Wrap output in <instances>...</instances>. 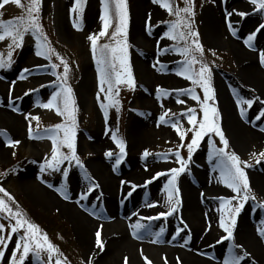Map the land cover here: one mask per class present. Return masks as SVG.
Masks as SVG:
<instances>
[{"label": "rangeland", "instance_id": "obj_1", "mask_svg": "<svg viewBox=\"0 0 264 264\" xmlns=\"http://www.w3.org/2000/svg\"><path fill=\"white\" fill-rule=\"evenodd\" d=\"M27 3L28 0H22V4L26 5ZM176 4L180 7L184 6L183 0H176ZM194 4L196 11L195 29L198 30L200 42L204 47L203 59L212 68V85L216 90L215 104L219 109V123L229 140L228 151H234L240 156L241 160L252 164V167L247 168L246 172L252 188V195L256 197L255 200L250 199L245 204L244 209L237 218L234 241L226 240L219 244L216 242L225 233L218 223L220 216L218 198L232 197L235 193L227 188V193L222 196L204 199L208 205H213L214 209L211 217H205L206 221L201 218L202 216L199 218L197 230L201 231V235L207 237L196 252L207 260L205 263L201 262L202 264H208V262L210 264H222L224 256L230 255L235 250L232 247L234 243L243 245L238 242L236 236L240 227L246 225L250 230H257L264 226L261 223L264 221V207H261V204H264V188L259 181V179L264 180V161L256 164L255 158L252 157L253 153L258 156L261 151H264V142L256 143L249 140L248 143L244 142L242 146L237 147L231 139L230 127L228 126L229 113L224 106L225 96L228 95L234 98L232 109L235 114L233 116H236L238 120L237 122L251 133L264 136V131H261V128H264V118L261 120L255 119L258 112L264 110V104L257 101L251 108H247L246 104L242 105L247 109L245 117H241L240 108L237 105V96L243 99H254L258 97L257 93H259L258 88L250 85L249 81L244 79L242 75L244 73H256L264 78V66H261L258 59V52L264 50V30L257 34L256 39L253 41V48H249L244 44L247 35L254 31L259 24L264 23V14L254 11L255 6L250 3V0H194ZM73 5L74 0H42L40 23L51 46L69 62L71 71L68 83L73 89L77 107V154L84 168L77 167L74 162L72 165L65 162L63 167L68 168L67 177H64L62 172L52 174L40 172V164L44 162L46 156H50L52 146L48 134L43 130L64 123L65 118L58 115L55 109H44L38 106V102H47L51 93L55 90L52 81L56 77L52 75L50 63H59V61L55 57L51 62L43 57H37L35 55V38L30 34H26L22 48L14 52L12 66L7 69H0V131L7 133L6 137L0 136V174H2L0 175V186H3L12 194L16 205H19L23 212L28 214L32 210L37 211L67 227L69 239L76 249V255L71 258L70 264H87L90 257L93 264H112V259L106 262L101 259L102 256H105L106 251L104 253L96 247L95 236H92L91 232L88 234L89 237L83 234L78 222L66 211V204L72 203L70 206L76 212H79V209H89L93 212V214L88 213L90 220L98 221L101 217L102 209L105 206L99 203L100 199H96L97 196H100V181L98 182L100 187L88 196L85 205L75 203L80 200L82 194L87 192L91 183L85 178L86 174L91 177L92 181L96 182L92 178V162L103 163L115 186L122 185L121 181L128 175L132 166L138 167L140 170L149 166H156V169L150 170L149 174L147 173L148 180L154 177L157 172H168L169 169L179 167L174 152L178 150V146L182 142L169 123L159 122V117L165 112H169V115L174 113L176 115L173 119L179 120L184 129H188L190 125L187 123V118L181 117L180 113L187 108H196L198 114L202 115V113H200V106L197 101H193L189 96L178 95L175 91L176 89L193 87L191 81L176 75L184 58L175 51H162V49L169 48L177 43L163 36L168 28V24L165 22L173 20L175 17L169 15L167 10L159 4H154L152 0H127L129 61L136 79V88L131 90L126 86H121L120 110L117 112L116 109L109 108L108 117L105 119L100 103H106V101H103V93L100 95V100L97 99L99 91L97 63L93 57L90 41L87 39L89 35L98 34L102 29L103 25L100 20L102 3L101 0H85L82 21L79 25L80 30L73 26L74 19L80 18L79 12H70ZM232 10H236V12L243 11L248 15L239 17L234 12L232 17L226 18V13ZM25 14L26 8L12 3L11 0L0 8V19L3 20L15 19ZM203 15H209L219 21L213 39H210V36L206 35L204 31L206 22H204ZM138 17L140 18V24L136 32L135 25L136 22L138 25ZM149 18L150 25L147 23ZM229 22L237 30L236 36H233L227 27ZM114 28L115 21L113 26L109 28L108 35L98 39V44L114 43L111 40V32L114 31ZM9 43L10 40L7 38L0 41V55L5 58L7 57V45ZM28 60H34V66L25 67L22 65L27 63ZM252 60L253 62H251ZM38 65H48V67L37 68ZM153 65H156V67H153ZM25 68L32 69V71L26 74V79L21 80L19 75ZM62 70L61 66L56 71L62 72ZM84 75L87 81L85 87L82 88L81 82ZM13 82L15 83L13 84ZM41 85L45 87H41ZM158 86L167 90L170 94L165 96L158 93ZM30 89H36L37 91L29 92ZM25 92H29V95L26 96ZM196 92L202 99V90L197 87ZM177 99H183L185 103L179 104L176 102ZM32 116L39 117L38 122L31 120V126L33 136L38 133L40 138L29 137V119ZM26 117H29V119H26ZM132 131L137 134L139 132V139L137 138L134 141L130 138ZM112 132H117L126 144L124 161L115 169L113 168L114 157L110 159L105 155L108 151L114 153L119 151L112 140ZM191 135L192 133L189 132L183 142L185 146L179 148L185 159L188 156L186 144L190 141ZM100 136L103 138L108 137V141L103 146L98 147L95 144L100 140ZM8 139L18 140L20 143L10 147L7 145ZM208 139L209 137L205 136L199 147L194 151L192 160L188 165L189 171L178 177L177 184L180 189L181 204L176 213L166 218L152 219L151 222L154 223V228H161L162 223L166 222L170 224L169 226L172 229L184 226L178 220V214L184 200L182 181L194 182V177L199 176L200 170L204 169V172H210L215 179L221 182L219 169L216 167V157L211 155L210 158ZM211 139L217 147H222L219 137L212 136ZM145 150L152 153V155L144 158L143 153ZM63 151H67V149L65 148ZM160 153H168L167 158L156 155ZM127 162L129 165H126ZM23 175L26 176L27 183L21 180ZM168 178V176H160L150 184L160 179L158 188L164 190ZM139 181L137 180V183ZM132 184H135V181L131 182ZM150 184L148 185L150 186ZM39 185L43 186V192L36 189ZM49 185L52 186L49 187ZM57 189L66 192L69 198L65 199L61 191ZM165 196L162 202L156 203L154 214L150 217H156L157 214L168 211L166 192ZM88 205L90 208H87ZM122 218L121 216L120 219ZM0 223H4L7 229L9 223L7 220H0ZM184 224H187V228L180 233L181 239H179V242H182V237L186 238L190 243L185 248L180 243L175 244V247L180 246L179 251L176 252L159 249L161 247L157 246H149V248L134 247L125 254L122 263L118 262V264H125V258H127L128 264H146L145 256L153 264H165V258L167 264H171L173 259L182 258L184 252L191 251L196 247L191 242L193 240V227L187 222ZM105 234L104 227L101 235L104 245L103 236ZM4 235H7V231ZM174 236V239L178 237ZM17 238L16 235H13L11 241L8 242V249L5 252V257L0 260V264H8ZM176 241L178 242V240ZM244 250L250 253L244 245L238 251L243 252ZM249 257H246L241 264L260 263L258 259L252 260L253 258ZM44 259H47L46 256H44ZM25 264H35L31 255L26 259Z\"/></svg>", "mask_w": 264, "mask_h": 264}, {"label": "snow or ice", "instance_id": "obj_2", "mask_svg": "<svg viewBox=\"0 0 264 264\" xmlns=\"http://www.w3.org/2000/svg\"><path fill=\"white\" fill-rule=\"evenodd\" d=\"M9 2L10 0H0V8ZM11 2L18 6L25 7L26 14L15 19H0V41H4L6 38L10 40V43L7 45V57L5 58L0 55V69H7L12 66L14 63V52L22 48L26 34H30L35 38V55L37 57H43L50 62L53 60V57H55V59L59 61V63H50L52 75L56 77V79L52 81L55 85V90L51 93L47 102H38V106L44 109H55L58 115L65 118V122L43 130L48 134L52 146L50 149V156H46L44 162L40 164V172H47L49 174L62 172V175L67 177L68 168L63 167L65 162H67L68 165H72L74 162L77 167L84 168L77 154V107L73 89L68 83L71 71L69 62L55 51L48 41L47 36L44 34L40 23L42 0H28L26 5L22 4V0H11ZM152 2L154 4H159L162 8L167 10L169 15L175 17V19L165 22L168 24V28L163 33V36L177 43L169 48L162 49V51H175L184 58L176 75L191 81L193 85V87L176 89L175 91L178 95L189 96L193 101H197L202 115L197 113L196 108H187L184 112L180 113L181 117L187 118V123L190 125L188 129H184L179 120L173 119L176 115L174 113L169 115V112H165L159 117V122L169 123L182 142L178 146V150L174 152L176 163L179 167L169 169L168 172H157L154 177L145 181L144 187L160 176L169 177L167 184L164 185V191L167 193L168 211L161 212L157 214L156 217H146L143 219L152 220L162 217L166 218L176 213L177 208L181 204L180 189L177 184L178 177L189 171L188 165L192 160L194 151L199 147L200 142L205 136H208L210 158L211 155H215L216 157V167L219 169L220 180L227 188L235 193L232 197L218 198L220 212L218 223L225 235L216 243H223L226 240L234 241V230L237 226V218L244 209L245 204L250 199H256V197L252 195V188L246 172V169L252 167V164L241 160L240 156L234 151H228L229 140L226 138L219 123V109L215 104L216 90L212 85V68L203 59L204 47L200 42V34L198 30L195 29L196 11L194 0H183V7L176 4V0H152ZM84 3L85 0H74V5L70 9V12L80 13V18L74 19L73 21V26L77 28V30H80L79 25L82 21ZM101 3L102 12L100 20L103 25L102 29L98 34L89 35L87 39L90 41L93 57L96 59L97 63L99 85L97 99L99 101L100 95L103 93V101H106V103L101 102L100 108L104 111L105 119H107L109 108H114L117 112L120 110L121 101L119 97L121 86H126L128 89L135 90L136 79L129 61L127 0H101ZM250 3L255 6L254 11L264 14V0H250ZM234 12H236V10L228 11L226 13V18L232 17ZM236 14L239 17L248 15V13L243 11L236 12ZM114 21L115 28L114 31L111 32V40L114 43L98 44V39L100 37L108 35V30L113 26ZM147 23L150 25V18ZM227 27L230 29L233 36L237 35V30L233 27L231 22L227 24ZM261 30H264V23L259 24L254 31L247 35L246 39H244V44L249 48H253V41ZM213 55H215V53H213ZM258 59L261 66H264V50L258 52ZM197 65L199 66L198 68L196 67ZM61 66L63 69L62 72H57L56 70ZM45 67H48V65L37 66V68ZM153 67H156V65H153ZM31 71L32 69L29 68L23 69L19 75V79H26V74ZM14 83L15 82H13V84ZM41 87L45 86L41 85ZM197 87L202 90V99L196 92ZM33 91L37 90H29V92ZM157 91L165 96L170 94L167 90L159 88V86ZM29 92H25V95H29ZM257 101L264 104V101H260L259 97H255L254 99H243L237 96V105L240 108L241 117H245L247 114V109L242 105L246 104L247 108H251ZM176 102L184 104L185 100L177 99ZM262 118H264V110L259 111L255 116L256 120H261ZM26 119H29V117H26ZM31 120H36L38 122L39 117L32 116L29 119V137L40 138L38 133L36 136H33ZM261 131H264V128H261ZM189 132H191L192 135L190 141L186 144L188 156L187 159H185L181 155L179 148L185 146L183 142ZM0 136L6 137L7 133L0 131ZM212 136L219 137L222 147L216 146L215 142L211 139ZM112 140L115 142L119 151L118 153L108 151L105 155L110 159L114 157L113 168L115 169L124 161L126 144L117 132H112ZM19 143L20 141L18 140H7V145L10 147L18 145ZM65 148L67 151H63ZM149 155H152V153L145 150L143 157L147 158ZM156 155L167 158L168 153ZM252 157L255 158L256 164H260L264 161V151H261L258 156L256 153H253ZM85 178L91 181V183L87 192L81 195V200L87 199L95 189L100 187V185L92 181L91 177L87 174ZM121 183L126 184L129 182L121 181ZM51 186L52 185H49V187ZM137 187L139 186L132 184L131 190L127 195L131 197ZM57 190L61 191L65 199L69 198L63 190ZM0 194H2L0 195V220H7L9 222L7 229L4 223H0V260L5 257V252L8 249V242L11 241L13 235H16L18 238L15 240V246L11 251L8 264H25L26 259L30 255L33 257L35 264H53V260L54 264H70L60 249L49 240L47 234L43 233L39 226L33 223L23 213L19 205H16L12 194L3 186H0ZM100 198V196L96 197L97 200ZM13 205H16L15 208ZM146 206L152 208L156 207V204L149 203ZM261 207H264V204H261ZM132 215L135 216L137 213L134 212ZM181 222L183 223V221ZM261 223L264 225V221ZM102 227L101 225L95 232L96 247L100 251H104L105 249V245L101 238ZM131 227L134 236H139L141 230L146 229V225L139 220L132 224ZM186 228L187 224H184L183 227H178L175 235L179 236ZM6 231L7 235H4ZM164 231L165 229L161 227L159 232L154 234V243L159 242ZM257 233L260 238L264 239V226L258 228ZM173 238H175V236ZM232 247L235 250L232 251L230 255L224 256L222 264H241L246 257L251 255L246 250L243 252L238 251L243 248V245L234 243ZM141 254L143 255V253ZM44 256H46V260ZM177 259L179 260V258ZM144 260L146 264H153L146 256ZM87 264H93L91 257L88 259ZM125 264H128L127 258H125ZM165 264H167L166 258Z\"/></svg>", "mask_w": 264, "mask_h": 264}, {"label": "bare ground", "instance_id": "obj_3", "mask_svg": "<svg viewBox=\"0 0 264 264\" xmlns=\"http://www.w3.org/2000/svg\"><path fill=\"white\" fill-rule=\"evenodd\" d=\"M203 19L204 22H206L204 31L206 32V35L210 36V39H213V36H215L216 34L219 21L217 18L210 17L209 15H203ZM139 22L140 18L138 17V25L137 22L135 25L136 32L139 28ZM33 61L28 60L27 63L22 62V65H24L25 67L34 66ZM251 62H253V60ZM242 76L244 79H247V81H249L250 85L256 86L258 88L259 93H257V95L260 100H264V78L256 73H244ZM85 77L86 76L84 75L81 82L82 88L85 87L87 81V78ZM241 84L243 83L241 82ZM233 105L234 98H231L228 95L225 96L224 106L226 111L229 113L228 126L230 127L231 139L234 144L239 147L242 146L244 142H247L249 140L256 143L264 142V136L256 133H251L249 130L244 128V126L237 122L238 120L236 116H233L235 115L234 110L232 109ZM138 136L139 132L137 134L132 131V133L130 134V138L134 139V141L137 138L139 139ZM107 141L108 137L103 138L100 136V140L96 142L95 146H103ZM126 165H129V163L127 162ZM91 169L93 180H95L96 183H98L99 181L101 183V198L99 203L105 206L102 209L103 213L101 214V217L98 219V221L90 220L88 218V213L93 214L92 211L85 208L84 210L79 209V212H76L70 206L72 203L66 204V211L69 212L70 215L78 222V224L80 225V230L82 229L83 234H85L86 237L90 232L92 236H95V232L101 225L103 226L102 230H104L105 227L106 234L105 236H103V240L105 242L104 253L106 251V254L105 256L101 255L102 260L106 262L112 259V264H118V262L122 263L125 254L134 247L138 248L143 246L149 248V246H157L161 247L159 249L176 252L179 251L178 248L180 246L175 247V244L180 243L185 248V246L190 243L188 240H186V238L183 237L182 242H179V239H181L180 235L176 237V239H174L173 237L176 234V229H172L169 226L170 224L167 222L162 223L161 225L165 229V231L160 237L159 242H153V240H155L154 234L156 232H159L160 227L154 228V223L151 222V220L143 219L154 214L155 207L149 208L146 205L149 203L156 204L157 202H162L166 197L165 191L162 188H158V181L160 179L156 180L157 182L150 184V186L147 185L146 187H144L141 184H145V181L148 180L147 173L150 170L156 169V166H149L148 168H144L143 170H140L138 167L136 168L135 166H132V168H130V172H128V175H126L123 179V181H127L129 183L122 184L121 186H115L113 184L112 179L110 178V175L107 174L103 163L92 162ZM21 180L24 183L28 182L25 175L21 177ZM137 180L139 181L138 183ZM134 181L135 184L139 187H137L132 196L129 197L127 194L131 190V182L133 183ZM259 181L264 188V180L259 179ZM181 186L184 190V200L182 201V205L178 214V220L180 222L183 221V223L181 222L183 225L185 222H187L193 227V240L191 242L194 243L196 247L191 251L184 252L187 255L183 253L182 258H179V260L177 259L178 257L173 259L171 264H202L207 260H205L204 257L198 255L196 251H198L200 245H203V241H206L207 236L201 235V231L199 232L197 230L199 225V218L200 216H202L201 218L206 221L205 217H211L212 211L214 209L213 205H208V203L205 202L204 199L207 197L217 198L226 194L228 190L227 187L223 185V183H221L219 180L215 179L210 172H204V169L200 170L199 176L194 177V182L188 183L182 181ZM36 189L39 192H43V186L39 185L36 187ZM86 201L87 199H80L75 203L85 205ZM121 207H123V209H121ZM87 208H90V206L88 205ZM134 212L137 213V215L133 216L132 214ZM121 216L123 217L122 219H120ZM137 220L145 224L146 229L141 230L139 236H134L131 225L134 224ZM236 236L238 237H236L239 240L238 242L249 249L252 256L249 258H253L252 260L258 259V261L260 262L258 264H264V239L258 236L257 230H250L245 225L237 230ZM176 240H178V242ZM184 248L180 249L183 250ZM208 264L210 263L208 262Z\"/></svg>", "mask_w": 264, "mask_h": 264}, {"label": "trees", "instance_id": "obj_4", "mask_svg": "<svg viewBox=\"0 0 264 264\" xmlns=\"http://www.w3.org/2000/svg\"><path fill=\"white\" fill-rule=\"evenodd\" d=\"M15 208V206L13 205ZM33 223L39 226L49 240L54 243L71 263V258L76 255V249L69 239L68 229L65 225L57 223L53 218L44 216L37 211L23 212ZM54 241V242H53Z\"/></svg>", "mask_w": 264, "mask_h": 264}]
</instances>
